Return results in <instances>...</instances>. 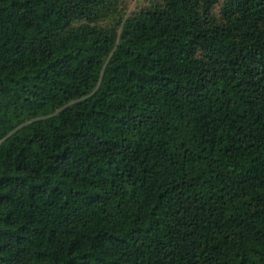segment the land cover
<instances>
[{"label": "trees", "instance_id": "obj_1", "mask_svg": "<svg viewBox=\"0 0 264 264\" xmlns=\"http://www.w3.org/2000/svg\"><path fill=\"white\" fill-rule=\"evenodd\" d=\"M0 0V264H264V0Z\"/></svg>", "mask_w": 264, "mask_h": 264}, {"label": "rangeland", "instance_id": "obj_2", "mask_svg": "<svg viewBox=\"0 0 264 264\" xmlns=\"http://www.w3.org/2000/svg\"><path fill=\"white\" fill-rule=\"evenodd\" d=\"M148 0H132L129 5V11H133L136 8L140 7L142 4H147Z\"/></svg>", "mask_w": 264, "mask_h": 264}]
</instances>
